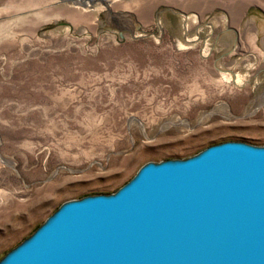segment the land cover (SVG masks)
Here are the masks:
<instances>
[{"label":"rangeland","instance_id":"1","mask_svg":"<svg viewBox=\"0 0 264 264\" xmlns=\"http://www.w3.org/2000/svg\"><path fill=\"white\" fill-rule=\"evenodd\" d=\"M222 140L264 145V0H0V259Z\"/></svg>","mask_w":264,"mask_h":264},{"label":"water","instance_id":"2","mask_svg":"<svg viewBox=\"0 0 264 264\" xmlns=\"http://www.w3.org/2000/svg\"><path fill=\"white\" fill-rule=\"evenodd\" d=\"M0 264H264V145L147 161L114 192L62 202Z\"/></svg>","mask_w":264,"mask_h":264},{"label":"crops","instance_id":"3","mask_svg":"<svg viewBox=\"0 0 264 264\" xmlns=\"http://www.w3.org/2000/svg\"><path fill=\"white\" fill-rule=\"evenodd\" d=\"M229 17H230V16L227 14V18H228V20L230 19ZM233 17L236 18V16H233ZM229 22H230V23H228V27H229V28H232V29L234 30V32H236V31H237L236 28H235L236 25H234V23H232L230 20H229ZM235 30H236V31H235Z\"/></svg>","mask_w":264,"mask_h":264}]
</instances>
